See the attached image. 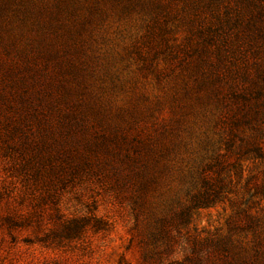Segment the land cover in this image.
Segmentation results:
<instances>
[{"label":"rangeland","instance_id":"1","mask_svg":"<svg viewBox=\"0 0 264 264\" xmlns=\"http://www.w3.org/2000/svg\"><path fill=\"white\" fill-rule=\"evenodd\" d=\"M210 13L0 0V264H264V46Z\"/></svg>","mask_w":264,"mask_h":264},{"label":"trees","instance_id":"2","mask_svg":"<svg viewBox=\"0 0 264 264\" xmlns=\"http://www.w3.org/2000/svg\"><path fill=\"white\" fill-rule=\"evenodd\" d=\"M188 5L195 9L205 6L211 15H221L223 18L234 22L245 19L247 27L252 29V33L261 38L264 46V0H185ZM158 3V2H157ZM221 8V9H220ZM224 9V10H223ZM234 10L235 14L231 11ZM227 12V13H226ZM264 48V47H263ZM204 198V197H203ZM211 201L204 198L198 206L207 207Z\"/></svg>","mask_w":264,"mask_h":264}]
</instances>
